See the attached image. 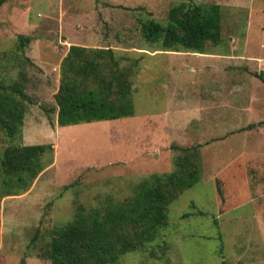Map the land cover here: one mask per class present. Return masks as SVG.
<instances>
[{"label": "rangeland", "instance_id": "374dc122", "mask_svg": "<svg viewBox=\"0 0 264 264\" xmlns=\"http://www.w3.org/2000/svg\"><path fill=\"white\" fill-rule=\"evenodd\" d=\"M181 1L221 6V39L206 47L226 54L231 42L239 54L258 58L241 69L261 102L228 117L223 129L218 119L209 138H198L193 123L187 124L180 146L187 152L151 154L145 146L146 120L159 122L166 112L164 95L145 84L129 95L131 115L55 124L66 40L87 33L84 13L100 8L99 41L110 40L115 48L99 53L111 63L136 49H159L142 38L140 21L165 23L169 7ZM20 34L30 37L23 47ZM142 63L163 76L162 58ZM0 82L28 95L24 100L13 93L23 103V125L13 137L0 126V159L9 146L51 145L40 157L43 170L25 190L4 182L9 174L0 162V264H50L51 239L64 232L79 204L98 206L108 196L123 200L148 175L171 172L183 153L199 165L198 181L169 204L158 237L122 255L118 264H264V0H7L0 5ZM88 85L94 86L91 80Z\"/></svg>", "mask_w": 264, "mask_h": 264}, {"label": "trees", "instance_id": "16d2710c", "mask_svg": "<svg viewBox=\"0 0 264 264\" xmlns=\"http://www.w3.org/2000/svg\"><path fill=\"white\" fill-rule=\"evenodd\" d=\"M6 1L0 0V5ZM221 19V6L217 3L181 1L169 7L165 23L147 18L140 21L139 31L148 44H158L162 50L203 53L207 42L219 43ZM18 39L23 47L30 37L20 34ZM88 50L91 56H86ZM99 50L71 45L61 61L60 84L54 94L59 126L130 114L125 101L126 78L118 61L103 62ZM88 80L94 86H89ZM13 93L24 100L28 98L20 86L0 82V126L11 137L21 133L25 112L22 100ZM46 150H51L50 144L6 147L0 159L9 174L4 182L27 189L45 166L40 157ZM199 173L193 156L177 154L171 172L148 175L127 198L116 200L108 196L90 208L79 204L64 232L51 239L50 264H118L122 255L141 249L158 237L167 225L169 204L198 181Z\"/></svg>", "mask_w": 264, "mask_h": 264}, {"label": "crops", "instance_id": "0c3cea01", "mask_svg": "<svg viewBox=\"0 0 264 264\" xmlns=\"http://www.w3.org/2000/svg\"><path fill=\"white\" fill-rule=\"evenodd\" d=\"M98 9L100 8L95 7L91 10L93 13L86 12L80 18L87 33L82 37L67 38L66 42L70 45L64 49L63 58L71 45L96 49L115 48L108 45L110 40L103 43L99 41L101 33L98 30L103 23L97 17ZM95 15L96 18H93ZM229 45L226 54L212 51L205 46L203 53L161 48L154 49L153 52L136 49L134 54L116 57L119 69L126 78L125 101L130 110V114L127 115H131L129 95L137 92L142 84L147 85L150 92L159 89L156 91L164 95L165 115L159 122L153 119L146 120L148 128L144 129L143 140L151 154L182 146L186 125L191 122L193 123L191 125L196 127L194 133L198 138H209L208 136L216 133L218 119L222 121L219 126L223 129L228 126V117L232 118L233 115L238 117L237 113L243 114L244 110L253 108L252 104L261 102L257 90L250 88L247 82L246 71L241 69L243 65L254 63L258 58L239 54L233 43L230 42ZM145 57L162 58L165 63V68L161 71L163 76L160 73L151 74L149 71L151 67L142 63ZM143 74H146L145 78ZM56 116L57 111L54 122L59 126L56 123ZM146 118L153 117L150 115Z\"/></svg>", "mask_w": 264, "mask_h": 264}]
</instances>
